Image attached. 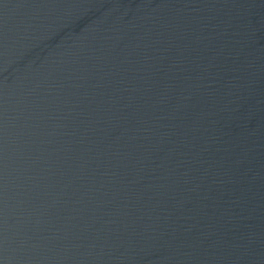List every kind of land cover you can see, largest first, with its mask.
Instances as JSON below:
<instances>
[{
  "label": "water",
  "instance_id": "95a60500",
  "mask_svg": "<svg viewBox=\"0 0 264 264\" xmlns=\"http://www.w3.org/2000/svg\"><path fill=\"white\" fill-rule=\"evenodd\" d=\"M0 264H264V0H0Z\"/></svg>",
  "mask_w": 264,
  "mask_h": 264
}]
</instances>
